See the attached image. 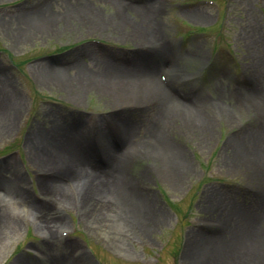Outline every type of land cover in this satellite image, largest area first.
<instances>
[{"label":"rangeland","instance_id":"1","mask_svg":"<svg viewBox=\"0 0 264 264\" xmlns=\"http://www.w3.org/2000/svg\"><path fill=\"white\" fill-rule=\"evenodd\" d=\"M41 1L0 0V14L6 19L4 23L7 27L5 28H9L8 32L0 29V50L2 51L0 54V68L2 67V69L4 68L12 74V76L7 75L10 79V84L5 88L6 90L3 91L0 87V105L8 100L12 92L19 100L18 107L20 108L18 112L19 118L12 125L10 131L5 136H0V150L3 148L19 147L18 142L23 137L27 128L30 130L36 125L40 129L46 127V130L49 129L50 132H59L57 128H54L55 125L50 124L49 119L44 118V113L50 110H56L59 106L63 107V111L64 109H68L71 112H75V114L76 112L87 111L89 114H93L94 118L92 121H96V124H99L101 121L100 116L108 115V112L113 106L118 107L124 105V103H134L124 97L117 98L118 96L114 94V96L111 94L103 96L94 87L93 83L80 86L79 80L82 77L79 78L75 73L77 66L73 67L75 72L71 70L62 72L63 75L67 76L73 74V72V75L76 74V82L73 88H61L62 91L60 85L57 86L56 84L38 79L35 74L37 69L41 72L44 71L45 74L59 75L58 70L54 68V70H47L43 69V67L47 65L53 67L60 59L64 61H68L73 57L82 59L83 54H90L91 50L88 49V46L91 45L94 48V45L87 41L91 38L101 40L109 52L115 50L118 56H121L122 50L130 51V49L135 47L133 40L119 37L118 34L111 30L114 19L111 16L110 10L106 6L96 3L95 0H85L86 2L92 3L90 4L92 14L86 15L84 18L74 17L70 13L64 14L63 9L57 8L52 0H48L47 5H45L47 7L44 6L45 8H43L45 10L44 12L53 11L51 14L52 33H47L37 26L30 27L27 24L19 27L17 22L20 19L16 17L17 11L23 8L33 7L37 3H42ZM185 1L194 2L195 0H163L164 6L161 16H156V20L162 25V31L168 44L179 33L187 35L184 37L185 39L181 47L174 51L176 58L173 59L176 61V66L179 67V81H182L181 76L184 75L190 78L189 82H185L186 87H184L193 93V97L191 96L188 101L189 103L203 104L207 100H214L222 102L224 104L223 106L228 105L231 102L223 96L214 94L212 92V86L217 84L223 88H231L233 84L228 80L229 76L236 78L242 77L243 74L241 72L245 74L249 73L259 62L258 57L259 55L261 56L262 49L264 48V0H228L222 10V14L225 17L216 15L215 11L208 7L173 8L174 3ZM220 1L223 4L222 0ZM189 10L208 14L209 19L204 22L190 19L188 14L184 13V11ZM124 17L126 20H132V14L128 12L124 14ZM28 19L23 18L26 21ZM93 20H99V23H101L99 25L100 27L90 26V23L94 22ZM18 27L21 29H19L15 36L10 38L9 34ZM193 29L194 31L198 29L207 32L213 31L215 34L213 33V37L210 34L197 38V35L192 33L194 31H191ZM219 46L227 47L232 56L227 57L222 55L218 51ZM66 51L69 52L67 56L55 57ZM4 52L9 54L14 63H19L18 66L22 74L20 73L19 75L9 69L10 72L6 68L9 62H7V59L3 55ZM107 54L106 52L105 55ZM100 55L103 54L100 53ZM89 60L90 58L84 60L82 65L89 67ZM166 72L168 74L169 70L166 69ZM127 80H131V82H127L122 88L123 93L128 92L134 94V90L141 91L143 88V86H137L140 83L139 77L134 76ZM156 80L158 81L157 74ZM144 83V88H149L150 90L153 88L152 82L145 81ZM173 83L171 82L174 88L178 86L176 88L177 92H180L181 90L179 89L177 80ZM147 89H142V91L146 92ZM64 90L67 92H64ZM198 98L200 99L199 102H197ZM46 100H52L55 103L53 104L54 106L45 103L44 101ZM226 107V110H228L226 114L223 113L225 110L217 109L215 111L217 115L212 116L214 123L210 124L212 128L208 129L206 132L209 133L206 134L184 128L185 125L180 122L181 120L175 117L170 121L168 129H171L173 132H170L169 135L172 136H168V138L175 146L174 149L176 151L179 149L178 154L182 156L179 158L181 164L185 162L182 165V170L179 175H174V177L171 175L172 180L164 173L158 174L164 166L163 161L166 159L163 151L161 156L158 154L155 155L148 146L143 145L139 147L138 154L131 155L128 170L129 177H138L137 172L141 169H144L148 175V178L139 179L141 184L138 189L139 191L141 190L140 193H142L141 195L143 197L151 199L153 216H150V219L147 218L148 215L146 217L145 213H142V210L137 205H130L131 202H128L129 207L119 210V213L114 212L108 217L103 215L99 216L97 220L91 219L90 221H86L80 219L74 205L68 206L67 201H64L61 203L64 205V207H61L62 212H59L62 215L60 216L59 214L60 222L66 220V223L74 231L70 233L69 227L64 226L63 229L66 235L57 241L54 238L53 245H59L62 241L71 243L68 248V257L73 258V260H81L79 253H86L88 262L85 258L86 262H82V264H95L84 249V239L86 242L85 245L89 248L92 247L95 256L100 259L101 264H150L147 261L151 262V260H148L149 255H152V257L153 255L155 256L153 250H146L143 247L144 245L140 243L142 241L137 240L151 238V240L163 241L167 239L168 241H164L166 247L160 252L156 264H186L182 258L184 256L183 252L186 251L187 245L185 244H189V236L196 232L198 236H202L204 239L209 238L212 241L218 239V236H222V231L212 237L209 233L213 232L212 230L203 228L191 230L189 228L187 233L188 243H184L181 246L178 240L180 233L178 232L179 225L176 222L177 217L175 213H178L182 218L186 217V220H189L190 217L216 219V214L207 210V206L210 205V202H214V199L212 197H206V195L210 191L217 192L221 190L222 184L231 185L228 188L237 192L235 196H232L228 192L225 193L222 197V202L228 204L231 208L244 207L241 208V211L234 210L242 212V216L248 214L249 211L246 212L247 210L245 209L251 202V199L259 197L257 194L258 182L256 179V173L259 171L256 170V164L259 163L254 161L255 170L253 168L250 169L244 159L246 156H243L245 153L236 152L229 154L227 144H225L226 141L239 132L246 130L248 132L251 130V127H254L253 118L257 117L252 115V111L250 112V108L247 105H243V109L237 111V114L232 112L231 106ZM173 109L180 110L177 107ZM119 114H124L135 119L134 115L136 114L138 116L140 113H138V110L137 112L123 110L117 113V115ZM158 114V117L155 116V119H157L156 122L159 125L161 118L163 119L164 116L169 114L163 111ZM228 118L230 121L226 120ZM66 122L65 124L69 123L68 121ZM175 124L180 125L178 127L179 130L174 126ZM162 139L165 141L164 138ZM117 145L115 146L117 147ZM159 146L162 147L161 142H159ZM20 154L23 160V167L19 159L12 155L0 158V162L4 163L12 160V169H15L13 172L19 177L20 182H28L29 184L31 182L32 189L29 188L27 191L31 195H34V197L41 199L42 197L40 198V196L42 195L37 190L35 181L38 177L37 173L40 172V168L33 159L27 157L25 152L22 151ZM156 167L159 169L158 172L157 170L155 172L149 170V168L155 170ZM261 167L260 165L258 169H261ZM200 173H203L202 181L200 180L195 185L197 176ZM242 189L246 190L247 193L243 192L241 194ZM27 191L25 192L27 193ZM218 196H220V193H218ZM49 201L50 207L52 208L51 211L55 213L56 206L54 204L56 202L60 203V201L55 200V198ZM43 204L41 205L42 207H44ZM14 208L10 206V213L21 220V224L18 227V231H6L4 232L5 234H1L0 264L4 260L6 261L4 264H10L17 259H20L22 264H45V258L47 257L41 245L42 233L35 227V221L30 216H18L15 213V210L18 209ZM238 217L239 213L232 215L231 220H234V227L238 223ZM102 219L107 220L106 222L110 226L109 228L105 225L106 222H102L104 224L100 222ZM14 222L18 225L16 219H14ZM60 222L57 224L52 223L55 230L54 237H57ZM137 222L138 224H136ZM250 222L252 223V221ZM140 226L141 231L132 230V227L134 229ZM124 233L126 235L128 234L127 237L130 238L129 240L126 239ZM124 241H128L131 248ZM25 248H30L29 250L31 252H26ZM170 250H172V253ZM259 250L264 252V248L261 245H259ZM142 257L143 261H145H142L143 263L140 262ZM135 259L138 262H135Z\"/></svg>","mask_w":264,"mask_h":264},{"label":"bare ground","instance_id":"2","mask_svg":"<svg viewBox=\"0 0 264 264\" xmlns=\"http://www.w3.org/2000/svg\"><path fill=\"white\" fill-rule=\"evenodd\" d=\"M52 1L57 8L63 9V13H70L77 18H84L86 15L92 14L90 6L92 3L85 0ZM156 1L161 0H138L135 5L124 0H95L96 3L102 4L110 10L114 19L111 30L119 37L133 40L135 49L131 53L132 66L125 68L122 66L123 64H116L106 57L91 60L89 68L82 63L76 65V74L79 78L82 77L79 80L80 86L86 82H91L95 84L103 96L116 94L117 98L124 97L135 101L140 113L135 119L124 114L113 117L116 120L112 121V127L117 140L111 142L106 136V129H95L96 135L101 141L99 148L91 153V149L88 148V143L91 145L90 140L87 143V140L82 137V132L86 129L85 120L81 119L84 123L74 122L73 125L72 122V125H69L57 122L56 114L58 112L45 114L59 132H50L49 129L33 127L31 132L25 136L24 144L27 157L33 159L40 168L35 181L37 190L42 195L40 196L41 199H36L21 191L19 189V177L11 171H6V169H11L10 165L8 163L0 164V194L4 196V198L0 197V238L1 234H5L6 231L18 230V225L12 219L9 211L7 200L10 199L29 211L30 216L35 221V227L42 233L41 245L47 257L45 264H82L86 258L85 255L81 257V260L69 258L67 255L71 245L69 242L62 241L59 245H53L54 238L55 241L59 238L54 237L55 230L52 223H58L59 215L58 211L55 213L51 211L49 200L55 198L59 201H70L78 206L80 219L86 221L97 220L99 216L105 214L109 216L114 212L119 213V210L129 207L128 202H131L130 205H137L142 213H145V216L148 215L146 217L150 219V216H153L151 199L143 197L140 193L141 190L138 189L141 184L140 180L148 178V175L144 169H141L137 172L138 177H129L131 155L138 154L139 145H146L141 143L142 140H150L146 146L155 155L161 156L164 152L166 157L164 166L158 174L166 173L165 170H167L174 177V175L180 174L182 165L185 164V162L181 164L180 156L174 149L173 143L170 140L163 141L162 139V137H167L169 132H173L171 129L160 128L164 122L170 121L169 118L164 116L158 125L155 116L158 117V113L162 111L165 113L173 112L172 109L178 106L183 109L184 116L177 118L185 125L184 128L201 132V134L203 132L206 134V131L212 128L210 124L214 122L209 117L217 115L214 112L215 108H211L216 107L215 101L206 102L210 104V107L201 103H189L186 99L193 97V93L189 91L183 92L185 97L183 101H179L156 81L159 68L169 70L171 80H177L179 74L176 61L172 63L173 50L168 45L161 23L156 20L158 10H161L157 7ZM39 9L27 15L25 13L17 16V19H20L17 22L18 26L21 27L24 24L30 27L37 26L47 33H52L51 14L53 11L44 12V8ZM127 12L132 14L131 21L124 17ZM189 16L200 22L209 19V15L205 13H192ZM23 18L29 19L26 21ZM4 21H6L5 18H0V29L8 32L9 28H5L7 25ZM93 21L90 26L100 27L99 20ZM19 27L14 31L12 30L9 34L10 38L18 33L21 29ZM262 50L263 53L258 57L259 62L246 76L250 82L248 88H223L217 84L212 86L214 94L223 96L231 102L236 114L237 111L243 109V105H247L250 112L252 111V115L257 117L253 118L254 127H251V130L239 132L225 144H227L229 154L245 153L243 155L246 156L245 162L251 165L255 164L254 161L259 163L256 164V170H259L256 173L259 197L252 198L246 206V212L249 211L247 215L242 216V212H239L238 223L235 224V227L234 221L231 220L232 209L224 208L220 202H210L207 210L224 219L223 235L218 236L219 238L213 241L209 238L204 239L197 234L189 236V244H185L187 246L183 256V260L187 264H264V252L259 250V245L263 244L264 246V48ZM51 70L54 69L51 68ZM56 70L60 73L59 75L45 74L44 71L41 72L38 69L35 74L40 81H46L57 86L58 84L62 85L60 89L73 88L76 82V74L67 76L62 73L66 69ZM134 76L139 77L142 84L145 81L152 82L153 88L150 90L143 86L142 89H147L146 92L141 89V91L134 90V94L123 93L122 88L127 82H131L127 79ZM9 84V79L1 75L0 87L3 91ZM64 92L67 91L64 90ZM199 101L198 98L197 102ZM18 102L19 100L11 92L8 100L0 105V131L3 133H8L19 118ZM226 120L230 121L229 118ZM174 126L177 129L180 127L179 124ZM254 134L256 135L252 136ZM159 142H161L162 147L159 146ZM116 144H118L117 147ZM85 149L89 150L91 154L81 152ZM260 165L262 167L258 169ZM75 180H80L81 186L77 193H72L67 187ZM212 196L213 192L211 191L206 195L209 198ZM105 201L107 202L105 203ZM42 203H44V207L41 206ZM56 203L54 205H57ZM139 225L141 224L139 223ZM139 228L141 229V226ZM10 264H22V262L17 259Z\"/></svg>","mask_w":264,"mask_h":264}]
</instances>
